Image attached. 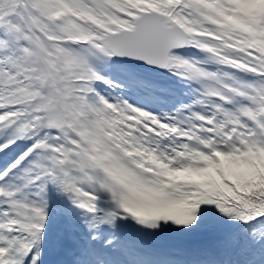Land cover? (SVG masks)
<instances>
[{
    "label": "snow or ice",
    "instance_id": "1",
    "mask_svg": "<svg viewBox=\"0 0 264 264\" xmlns=\"http://www.w3.org/2000/svg\"><path fill=\"white\" fill-rule=\"evenodd\" d=\"M0 264H264V0H0Z\"/></svg>",
    "mask_w": 264,
    "mask_h": 264
},
{
    "label": "rangeland",
    "instance_id": "2",
    "mask_svg": "<svg viewBox=\"0 0 264 264\" xmlns=\"http://www.w3.org/2000/svg\"><path fill=\"white\" fill-rule=\"evenodd\" d=\"M145 75L147 76V78L152 79V80H155V81H162V80H165V81L167 82L166 79H164V78H160V77H158L157 75H154V74H152V73H146ZM134 101H137V102H139V103H141V101H143V102H145V103L150 104V105L153 107V104H151V103H149L147 100H145V98H144L142 95H137V94H136V97L134 98Z\"/></svg>",
    "mask_w": 264,
    "mask_h": 264
},
{
    "label": "trees",
    "instance_id": "3",
    "mask_svg": "<svg viewBox=\"0 0 264 264\" xmlns=\"http://www.w3.org/2000/svg\"><path fill=\"white\" fill-rule=\"evenodd\" d=\"M164 75H167L166 73H164Z\"/></svg>",
    "mask_w": 264,
    "mask_h": 264
}]
</instances>
